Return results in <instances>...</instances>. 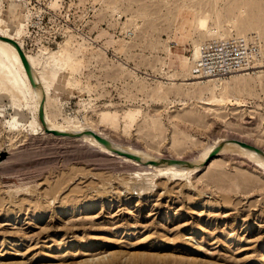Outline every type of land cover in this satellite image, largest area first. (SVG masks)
<instances>
[{"label": "rangeland", "instance_id": "rangeland-1", "mask_svg": "<svg viewBox=\"0 0 264 264\" xmlns=\"http://www.w3.org/2000/svg\"><path fill=\"white\" fill-rule=\"evenodd\" d=\"M241 7L248 20L230 32L226 14ZM200 15L224 37L259 38L262 63L195 80L182 63L215 38ZM0 25L48 78L56 122L89 121L161 156L193 157L229 135L264 148V0H0ZM1 83L0 161L16 157L0 166V264H264L257 166L227 153L139 195L129 190L145 182L138 167L77 140L31 137L32 106Z\"/></svg>", "mask_w": 264, "mask_h": 264}, {"label": "bare ground", "instance_id": "bare-ground-1", "mask_svg": "<svg viewBox=\"0 0 264 264\" xmlns=\"http://www.w3.org/2000/svg\"><path fill=\"white\" fill-rule=\"evenodd\" d=\"M245 12H246L245 7H241L238 13L234 14L232 11H229L228 14H226L227 21L229 22L227 26H229L230 32H234V27L241 25L242 23L245 22L246 19L248 20V18L241 17L244 14H247ZM250 17L251 15L249 16V18ZM197 27L200 30L204 31L206 35L210 37L213 36L217 38V37L225 36V34L222 33L220 29L221 27L217 25H212V26L210 25L208 16L207 17L203 15L198 16ZM5 28L6 27H3L2 25H0V79L2 81L1 89H6L8 91H11L13 94H15L14 96H17L20 100V107L21 106H26V107L32 106L33 112L35 113V116L38 120L37 121L38 125L36 126L34 122H31L29 125L31 127L32 134H30L31 132L27 133L26 137L27 136L29 137V134L31 137H33L32 136L33 134L35 135L40 134V130H41L42 135L45 137L56 139V140H61L63 142L68 141V143H69V140L70 141L74 140V142L76 140L77 142L78 141L84 142L83 145L87 144V146L92 148L91 150H93L94 148L100 151L101 153H105V155L108 154L109 156H112L113 159H116V160L118 159L121 162L131 164V166L134 165L135 168L138 167L137 169L140 170V174H136V175H138L139 178H142V176L141 177L139 176L141 175V170L143 173L145 172L144 174L146 175V177L145 175L143 176L145 177L144 180L146 183L144 182L141 185H137V186L135 185L131 187L132 189L130 188L129 190H131V192H133L132 190L137 191L139 195L145 194L147 192L149 193L151 188L153 186H156L157 184V181H156V184L154 183V179L156 178L158 179V178L164 177L167 174V175H171L170 177L172 179L176 178V181H177L178 178H183L188 175L196 174L197 172L201 171L203 166H207L212 160L218 157H221L227 153L231 155L230 156L227 154L230 157L235 156V157H242V159L244 158V161L250 164H254L262 172H264V148L259 146V144L251 140L245 139L243 137H240V136H233V135L230 136L229 135L223 138L215 139L199 155L188 157V158H182V157L180 158L175 155H167V156L162 155L161 156L160 154L158 155V154L152 153L137 145L118 141L112 137H109L104 131H102L101 128L93 125L89 121L88 122L86 121L85 124L81 122H76L73 119H71V121L68 120L69 122L66 121L67 123L66 122L65 123L56 122L55 119H53L48 112V109H47L48 107L46 105L47 100L45 103V97L47 99V96H48L47 88L50 86L48 83V78L46 79L43 75L38 73L37 68L35 64L33 63L32 58L29 56V54L26 53L22 41ZM3 37L16 40L20 44V46L23 48V50L25 51L26 57L31 65V72H32V77H33L32 80L27 72L23 59L17 47L12 42H10L7 39H4ZM200 47L201 46L198 43L194 45V47L192 48L191 58L189 60L187 59L183 61L182 63L184 67H187L191 63L195 64L200 54ZM261 57L262 56H260L259 60L247 71H240L235 74H231L229 76H223V77L213 76V77H205V78L209 80L215 79V78H228L236 74H243L246 72L254 71L255 67L260 64ZM190 74H192L195 80L199 78H203L201 76L195 75L193 72ZM219 86L220 84L215 83L216 88H218ZM4 95L5 94H3L2 99L3 97H5ZM15 101H17V99ZM42 108L44 111V120H41L40 118V112ZM0 115L6 116V112L4 110H0ZM10 127L13 130H17V125H10ZM54 131H59L62 133H56ZM88 131H93L96 134L100 135L101 137L109 140V142L111 143L113 147L105 145L100 140H98L94 134L89 133ZM258 149H261L262 151H259ZM14 152L16 153V151ZM214 152H216V154L213 156ZM127 154L136 155L139 157V159L131 157L130 155H127ZM15 157H16L15 155H12L8 157L7 160L0 161V166H5V165L8 166L5 163H8V161H11L13 158L15 159ZM18 157L20 158V156ZM1 163H4L5 165L3 164L1 165ZM132 169L134 170V168ZM137 169L135 170L137 171ZM137 180H140V179H137ZM146 180L149 183H147ZM149 185L150 186L152 185V187H150ZM6 186L9 188L8 190L10 192H13L12 193L13 195L18 194L17 191L19 190L17 191L14 190L16 186L7 185V184ZM151 191H150V194H151ZM26 192L29 193L28 187L26 188L25 193ZM13 195H11L10 193V197Z\"/></svg>", "mask_w": 264, "mask_h": 264}, {"label": "built area", "instance_id": "built-area-1", "mask_svg": "<svg viewBox=\"0 0 264 264\" xmlns=\"http://www.w3.org/2000/svg\"><path fill=\"white\" fill-rule=\"evenodd\" d=\"M260 56V41L254 35L210 38L200 47L193 73L205 78L247 71Z\"/></svg>", "mask_w": 264, "mask_h": 264}, {"label": "water", "instance_id": "water-1", "mask_svg": "<svg viewBox=\"0 0 264 264\" xmlns=\"http://www.w3.org/2000/svg\"><path fill=\"white\" fill-rule=\"evenodd\" d=\"M3 38L9 40L10 42H12V43L17 47V49H18V51H19V53H20V55H21V57H22V59H23V62H24V64H25V67H26V69H27V72H28V74H29V76L31 77V80H32L33 77H32V72H31V65H30V63H29V61H28V59H27V57H26V54H25V51L23 50V48L20 46V44H19L16 40L11 39V38H6V37H3ZM40 118H41V120H44V111H43V108H42V110H41V112H40ZM47 129H48V128H47ZM54 132H56V133H62V132H59V131H54ZM88 132L94 134V135L96 136V138H97L98 140H100L102 143H104L105 145L113 147V146L111 145V143L109 142V140H107V139L101 137L100 135L96 134V133L93 132V131H88ZM245 145H246V144H245ZM258 150H259V151H262L261 149H258ZM215 154H216V152H214L213 156H214ZM127 155H130L131 157H134V158H136V159H139V157L136 156V155H132V154H127ZM170 161H172V160H170Z\"/></svg>", "mask_w": 264, "mask_h": 264}]
</instances>
